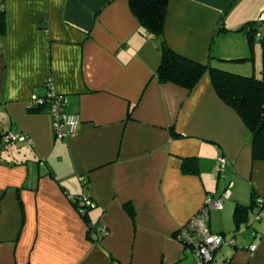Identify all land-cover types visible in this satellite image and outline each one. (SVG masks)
<instances>
[{
  "label": "crops",
  "instance_id": "0c3cea01",
  "mask_svg": "<svg viewBox=\"0 0 264 264\" xmlns=\"http://www.w3.org/2000/svg\"><path fill=\"white\" fill-rule=\"evenodd\" d=\"M1 11L0 135L25 133L32 145L0 144V264H195L175 234L225 190L209 228L234 249L221 246L213 263L264 264V208L237 227L233 217L264 195V162L252 160L243 121L208 73L190 92L159 83L160 40L128 0H0ZM263 15L264 0H169L162 38L228 71L223 64L250 62L237 30ZM50 88L80 118L66 140L54 138L45 112L30 111ZM185 158L197 159L198 174L182 172ZM81 195L96 204L89 222L71 200ZM88 223L105 230L100 241Z\"/></svg>",
  "mask_w": 264,
  "mask_h": 264
},
{
  "label": "trees",
  "instance_id": "16d2710c",
  "mask_svg": "<svg viewBox=\"0 0 264 264\" xmlns=\"http://www.w3.org/2000/svg\"><path fill=\"white\" fill-rule=\"evenodd\" d=\"M128 2L131 12L137 18L140 26L147 33L160 40L161 60L156 71V77L159 83L173 84L190 92L199 83L201 78L208 73L211 85L218 98L231 108L243 121L250 136L252 160L264 162V76L261 78L255 77L254 74L253 76H242L215 68L211 64L212 57L206 62H196L177 54L166 45L162 38L169 0H128ZM263 23L264 21H250L237 30L245 36L251 52V58H248L247 61L253 60V45L256 41L260 42L264 56V31L262 33L260 32V28L264 25ZM220 31H225V29L219 23L217 32ZM4 34L5 13L1 11L0 35ZM262 73L264 74V71ZM44 108L45 105H39L31 108L30 111L37 113L44 112ZM2 135H0V144H7L2 142ZM173 135L176 136L175 134ZM182 162V172L184 174H198L199 170L196 158H185ZM221 195L219 198H221ZM207 197L212 199L210 196ZM72 202L77 209L76 202L73 200ZM263 208L264 195L261 196L253 193L249 206L237 205L235 207L233 217L236 227L245 219L244 217L249 212H253L258 216V220L261 219ZM125 210L130 217H134V210L130 204L125 205ZM88 212L85 215H81L87 222H89ZM87 225V233H89V228L92 225H89V223ZM184 228L178 229L175 237H178L180 242L188 248V245L180 237V231Z\"/></svg>",
  "mask_w": 264,
  "mask_h": 264
},
{
  "label": "built area",
  "instance_id": "2783aa9c",
  "mask_svg": "<svg viewBox=\"0 0 264 264\" xmlns=\"http://www.w3.org/2000/svg\"><path fill=\"white\" fill-rule=\"evenodd\" d=\"M262 21H264V15L260 18V22ZM48 85L51 84L48 83ZM66 103L65 96L56 94L51 88L46 97L42 99L33 97L30 103V108L45 105L44 112L51 118L53 136L57 140H66L74 135L80 124L78 115L65 111ZM1 139L4 143H25L32 145L28 135L16 131L3 133ZM217 162V171H219L226 164L227 160L221 156L217 159ZM229 196L230 191L226 190L222 193L221 198L217 200L206 197L202 207L187 221L184 226L185 228L180 231V237L188 245L195 264H213L216 252L224 243H228L225 235L215 234L210 231L209 215L212 210H222L223 202ZM71 200L76 202L77 210L81 215H85L96 207V204L84 195L73 197ZM256 220H258V216H256ZM89 229L88 235L92 241H100L105 235V230L102 228L90 226ZM229 244L232 245L233 240ZM255 249L254 245L249 247L250 252H254ZM223 264H229V262H224Z\"/></svg>",
  "mask_w": 264,
  "mask_h": 264
},
{
  "label": "rangeland",
  "instance_id": "374dc122",
  "mask_svg": "<svg viewBox=\"0 0 264 264\" xmlns=\"http://www.w3.org/2000/svg\"><path fill=\"white\" fill-rule=\"evenodd\" d=\"M262 31H264V29ZM233 38H235V37H233ZM238 40L239 39H235V40H233V42L235 44H238L239 43ZM247 45H248V43H247ZM247 53H248L249 57L251 58L249 46L247 47ZM252 59H253L252 61L247 62V63H238L237 62V63L223 64V67H225L229 70L231 69L230 71L229 70L228 71L232 72V73H236L238 75L253 76V74H254L255 77H257V78L263 77L264 74L262 73V71H264L263 70L264 69V56H263V50L261 48L260 42H258V41H256L253 45V58ZM232 235H233V233L228 234V237L230 239H234V237ZM223 245L224 246L228 245L229 247L234 249V247L228 243H224ZM224 261H227V260H223L220 264H223Z\"/></svg>",
  "mask_w": 264,
  "mask_h": 264
}]
</instances>
